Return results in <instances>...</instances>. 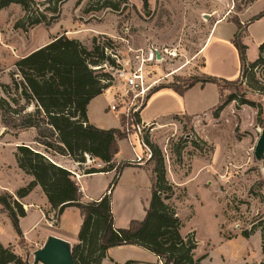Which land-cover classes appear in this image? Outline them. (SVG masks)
<instances>
[{
    "label": "rangeland",
    "instance_id": "rangeland-1",
    "mask_svg": "<svg viewBox=\"0 0 264 264\" xmlns=\"http://www.w3.org/2000/svg\"><path fill=\"white\" fill-rule=\"evenodd\" d=\"M247 2L249 0H149V7L145 8L142 0H68L57 22L51 26H34L27 31L16 26L24 14L19 4L0 8V84L11 81L19 59L64 33L89 47L95 35H107L113 40L110 51L118 64L107 70L113 73L125 68L130 73L138 71L143 75L147 92L137 100V107L147 102L141 112L145 126L142 133L132 127V119L127 120L131 115L123 114L126 106L120 98L125 97L129 103L134 94L123 80L112 76L111 86L105 90V98L107 101L113 98L112 103L118 104L119 112L100 114L99 122L109 126L125 118L121 129L127 132L128 127L130 135L125 138L127 141L120 143V156L133 157L135 146L144 168L136 175L133 169L123 172L114 201L117 222L124 224L128 218H143L153 177V160L147 159L153 151L151 146H157L164 159L166 177L174 187L171 201L184 222L182 233L195 234L199 243L197 253L208 254L206 262L210 264L264 262L261 232L264 227V155L255 156L264 128L258 123V109L264 122V61L248 70L236 84L223 83L224 98L235 91L255 101L258 108L233 102L222 118H215L212 109L220 95L215 83L196 85L184 95L171 88H162L151 97L150 94L160 86L184 85L189 77L198 76L201 67L206 76L236 79L241 62L234 44L215 37L202 50V55L199 50L216 21L240 19V14L252 4L245 20L264 11V0ZM109 5H116L117 9ZM235 29L233 22L223 25L225 36ZM243 42L248 46L247 60L255 61L264 42V16L248 26ZM262 57L264 60V52ZM187 113L199 115L194 117ZM2 127L0 112V129ZM15 132L7 130L6 139L13 140ZM1 140L0 155L4 158L0 170L7 173L0 174V189L16 187L20 182L16 175L19 172L11 164L16 148L6 147ZM36 147L39 148L37 144ZM89 157L91 159L87 158L81 166L83 169L104 166L99 159ZM106 181L107 177H93L86 185L91 190H99ZM136 184L139 186L137 194L131 189ZM2 192L0 190V194ZM23 207L26 211L27 206ZM79 219V209H69L63 213L62 229L77 235ZM253 223L257 230L248 239L241 236L243 230L252 229ZM55 232H58V218L47 214L31 232L29 241L16 238L11 245L17 254L33 264L35 251ZM13 234L11 222L0 221L3 239H10ZM229 235L237 238L228 241L224 236Z\"/></svg>",
    "mask_w": 264,
    "mask_h": 264
},
{
    "label": "trees",
    "instance_id": "trees-1",
    "mask_svg": "<svg viewBox=\"0 0 264 264\" xmlns=\"http://www.w3.org/2000/svg\"><path fill=\"white\" fill-rule=\"evenodd\" d=\"M68 0H0V8L17 3L24 12L17 22V27L28 30L34 26H51L59 20L62 6ZM144 7H149V0H142ZM253 0H249L247 4ZM117 9L116 5H109ZM264 16V11L243 23L239 18L231 20L236 26L232 43L236 47L241 70L237 79H225L212 76L189 77L184 85L170 84L156 88L151 95L162 89L171 88L184 95L186 91L200 83H215L218 86L220 101L213 109V116L219 118L225 107L231 102L238 106L249 105L258 108L255 101L245 98L237 92H231L224 98V85L236 84L243 79L248 70L263 63L264 42L260 45L258 58L248 63V46L243 38L248 26ZM113 40L107 35H95L91 47L82 40L70 37L67 33L53 38L49 43L34 50L16 62V70L11 81L1 83L3 96L0 97V112L3 126L15 130V135L29 128L36 129L35 141L38 147L21 144L16 147L15 157L18 167L33 180L20 187L15 194L4 191L0 194V205L8 214L11 223L20 237L24 238L20 218L26 211L20 200L29 195L36 186H41L56 218L67 207L79 209L82 224L78 233V243L72 247L75 264H102L108 249L123 245H136L154 255L163 264H210L206 262L208 254L198 255V240L193 232L183 234L184 222L176 205L171 201L174 187L166 177V168L161 151L152 147L153 169L151 173V199L145 207L143 219H132L128 227L115 225L112 209V193L129 161H118L119 141L128 133L120 128L104 129L89 121L88 105L97 96L111 86L112 74L108 67H117L116 59L110 49ZM251 87L254 85L249 84ZM262 88V87H260ZM257 88L259 90H262ZM237 90V88H236ZM149 97V98H150ZM148 98V99H149ZM147 99V100H148ZM147 102L131 114V125L141 123V112ZM125 118L120 119V124ZM258 123L261 110L258 109ZM55 155L68 156L80 167L92 156L104 163L103 167H88L84 174L114 171V177L106 192L97 200L82 202V192L74 174L59 165ZM257 230L252 224L250 231L243 230L241 236L249 238ZM262 232V252L264 254V227ZM227 240L236 235L224 236ZM129 260L125 264H135ZM0 264H29L17 254L11 245L5 246L0 241Z\"/></svg>",
    "mask_w": 264,
    "mask_h": 264
},
{
    "label": "crops",
    "instance_id": "crops-1",
    "mask_svg": "<svg viewBox=\"0 0 264 264\" xmlns=\"http://www.w3.org/2000/svg\"><path fill=\"white\" fill-rule=\"evenodd\" d=\"M252 5H249L248 7H246V9L240 14L241 22H243V23L247 22V20H245V14L248 12V10L251 8ZM225 23L230 24L231 21H228V20H222L221 21L220 20V21H216V23L213 26H211V28L209 29V34L207 35L205 43L203 44L202 48L199 50V53L207 46L209 41L211 42L212 39L215 37H218L220 39H223L225 41H229L232 43L233 35H234L236 29L234 31L232 30L231 33H229L228 35L225 36L224 30H223V25ZM202 54H203V51H202V53H200V55H202ZM252 62H254V61L248 60V63H252ZM201 69H203V67H201ZM201 69H199L200 71H198V76L205 77L206 75H208L206 72H203ZM240 70H241V67H239L237 70V78L240 75ZM232 80H234V79H232ZM197 85H201V84L198 83ZM217 88H218V86H217ZM105 93L106 92L95 97L90 102V104L88 105L89 121L92 124H94L100 128H104V129L120 128L121 127L120 118L118 120V124H116L115 126H109V125H106L102 122H99L101 120L100 114L108 115L110 113V111H108V106H109V104L112 103V100H113V98H112L109 101H107V99L105 98ZM219 101H220V95H219ZM219 101H218V103H219ZM218 103L216 104V106L218 105ZM233 104L234 103L231 102L230 104H228L225 107V109L220 114L221 118L223 117L224 113L228 110V108H230ZM187 115L196 117L199 114H188L187 113ZM6 135H8L7 128L3 126L2 129H0V138H2L1 141H3V144H5L6 147L12 146V147L16 148L18 145H21V144H26V145H31V146L36 147L37 142L35 141V139L37 136V132H36V129H34V128H29L27 130L21 131L17 135H14L13 140H11V141L6 139V137H5ZM123 140L127 141L128 139L120 140L119 145ZM130 144L131 143L129 142V145ZM39 148L41 150L43 149V148H41V146H39ZM131 149H132V147H131ZM121 151H122V148L120 145V152L116 156L117 160L118 161H129L132 163V166L126 167L124 169V171H126V169H133V170H136L135 171V172H137V173H135V175H136V174H138L139 171L144 169L143 167H141L142 164H140L136 161L135 152L133 153L134 156L131 158L130 157L129 158H122L120 156ZM136 151L138 152V150H136ZM2 158H4V156L0 155V162H2ZM53 159L59 165L67 168L68 170H70L74 174V178L78 182L80 189H81V192H82V199L81 200H82V202H85V203L90 202L92 200L99 199L106 192V190L109 186V183L111 182L110 178H112V176L114 177V171L94 173V174H84L83 169L80 167L79 163L75 162L74 160H72L68 156L55 155V156H53ZM11 160H12L11 164H13V166H16L15 170H18V172H19L18 174H16V175H19V181H20L19 185H17L16 187H7L6 189H0V190H3V192L8 191L12 194H15V192L20 187L26 185L28 182L33 180V177L25 174L18 167V163H17L16 157H15V151L12 152ZM86 168H88V167H86ZM1 173L6 175L7 172L5 173V171L2 169V171L0 170V174ZM20 174H21V177H20ZM100 176L107 177V181L99 190H97L95 188H93V190H91V188L87 187L86 182L89 178L100 177ZM121 177H122V175H121ZM121 177H120L119 182L116 185V187L112 193V209H113V213L115 215L116 227L124 228V227H128L132 218H128L126 223H124V224H118L117 215L115 214V210H114V201H115V197L118 194L117 192L121 186ZM151 185H152V183H151ZM138 188H139V186L136 184L134 186V189L133 188H131V189L133 190V192L135 194H137ZM150 199H151V196H150ZM20 201L24 206H27V210H26L27 214L25 217L20 218V226H21L22 232L24 234V238L27 241H29L31 238V234H32L31 232H34L36 230V227L39 225V223L47 218V214H48V216H50L52 214H55V212L52 210L47 196L45 195L43 189L39 185L36 186L34 188V190L29 195H27L26 197H24ZM149 202H150V200H149ZM74 208H76V207L75 206L67 207L63 213H65L69 209H74ZM144 213H145V211H144ZM144 216H145V214H144ZM144 216H143V218H144ZM62 217H63V214L58 218V232H55L53 235L57 236L63 240H66L71 245V247H73L76 243H78V233H79V230H80V227L82 224V217H81V219H79V222H78V227H77L78 233H77V235L67 233L66 231H64L62 229V226H61ZM0 221H3L5 224H7L8 221L11 222L10 218L8 217V214L6 212H4L1 205H0ZM11 225H12V223H11ZM12 227H13V225H12ZM13 229H14V227H13ZM14 231H15V229H14ZM50 236H52V235H49L48 237H50ZM16 238L20 239V237L17 235V233L15 231V234H13V236L10 239L4 240L3 236H0V241L5 246H9V245H11L12 242H14L16 240ZM228 241H230V240H228ZM42 246L43 245H40V247H42ZM40 247H38V248H40ZM129 260L137 261V263H135V264H163L162 261L156 255H154L153 253H151V252H149V251H147L141 247H138L136 245H123V246H117V247H112V248L108 249L107 257L102 261V264H125ZM39 264H42V263H39Z\"/></svg>",
    "mask_w": 264,
    "mask_h": 264
},
{
    "label": "built area",
    "instance_id": "built-area-1",
    "mask_svg": "<svg viewBox=\"0 0 264 264\" xmlns=\"http://www.w3.org/2000/svg\"><path fill=\"white\" fill-rule=\"evenodd\" d=\"M112 70V68H111ZM112 76L114 78L123 80L125 84L134 92L133 98L129 100V103H127L125 97L120 98V102L124 103L125 109L123 111V114L125 116H130L133 112L138 111L141 106L137 107V100L139 98H143L147 92V89L144 86V77L141 73L138 71L134 73L128 72L125 68H118L117 70H113V73L111 72ZM138 109V110H137ZM109 111L118 113V104H110L108 107ZM132 127L135 129V131L142 133L143 129L145 128L144 123H137L133 124ZM127 132L129 134V128L127 127ZM133 150L136 155V161L140 163L142 161V157L139 155V153L136 151L135 146L133 147ZM87 158H90L89 156ZM152 158V153L148 154V159L149 161ZM142 164V163H140Z\"/></svg>",
    "mask_w": 264,
    "mask_h": 264
},
{
    "label": "water",
    "instance_id": "water-1",
    "mask_svg": "<svg viewBox=\"0 0 264 264\" xmlns=\"http://www.w3.org/2000/svg\"><path fill=\"white\" fill-rule=\"evenodd\" d=\"M263 155L264 128L255 147V156L261 158ZM34 256L33 264H75L71 245L66 240L54 235L48 237L44 245L35 251ZM261 264H264V262H261Z\"/></svg>",
    "mask_w": 264,
    "mask_h": 264
}]
</instances>
